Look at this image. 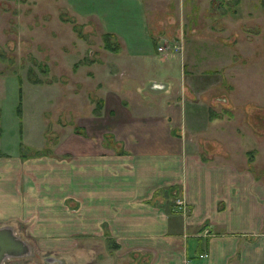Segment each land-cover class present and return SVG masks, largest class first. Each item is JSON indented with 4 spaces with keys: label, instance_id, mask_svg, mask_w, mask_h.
<instances>
[{
    "label": "crops",
    "instance_id": "crops-1",
    "mask_svg": "<svg viewBox=\"0 0 264 264\" xmlns=\"http://www.w3.org/2000/svg\"><path fill=\"white\" fill-rule=\"evenodd\" d=\"M112 1L140 4L105 0V8ZM144 1L148 9L175 10V0ZM101 31L120 35L128 47L118 28ZM183 35L177 27L174 39ZM143 40L151 53L150 39ZM166 40L153 44L156 51ZM131 48L128 56L148 54ZM99 65L100 94L69 131L62 121L54 151L0 155V225H23L42 249L60 253L61 264H264V187L236 157L217 153L216 136L224 133L210 128L216 116L192 94L194 72L183 64L190 79L179 87L147 83L151 92L170 89L164 103ZM122 72L137 79L142 67ZM187 85L191 97L182 93Z\"/></svg>",
    "mask_w": 264,
    "mask_h": 264
},
{
    "label": "rangeland",
    "instance_id": "rangeland-1",
    "mask_svg": "<svg viewBox=\"0 0 264 264\" xmlns=\"http://www.w3.org/2000/svg\"><path fill=\"white\" fill-rule=\"evenodd\" d=\"M137 1L140 4L112 1L105 8V0H0V155L19 151L29 155L36 148L42 149L41 154L54 151L62 139V121L68 122L69 131L79 117L87 115L89 100L100 94L94 88L101 75L96 71L100 63L128 82L137 83L146 91L144 95L164 103L170 89L151 92L147 83L149 86L157 81L166 83L167 88L179 87L190 79H185L186 72L183 77L184 64L197 79H193V96L201 99L204 111L216 116L210 128L220 134L223 130L224 137L215 139L217 153L236 157L233 162L250 169L264 187L260 0H239L235 4L237 12L219 0H175V10L172 6L148 9L144 0ZM109 26L125 36L127 48L123 50L124 41L115 34L112 39L119 42L118 50L104 47L101 30ZM179 26L184 33L179 49L156 51L153 44L159 38L160 42L163 38L174 39ZM143 36L151 41V53L139 44L145 43ZM130 46L148 54L128 56ZM121 49L123 52L117 54ZM118 56L119 62L112 59ZM126 65L141 66L139 78L122 72ZM92 70L96 71L94 75ZM90 74L93 78H88ZM84 79L86 86L84 81L83 87L74 86L73 80ZM188 86L181 90L191 97ZM104 139L108 142L107 137ZM11 226L29 242L32 253L5 258L2 264H61L60 253L42 249L40 239L30 235L23 225L14 222Z\"/></svg>",
    "mask_w": 264,
    "mask_h": 264
},
{
    "label": "water",
    "instance_id": "water-1",
    "mask_svg": "<svg viewBox=\"0 0 264 264\" xmlns=\"http://www.w3.org/2000/svg\"><path fill=\"white\" fill-rule=\"evenodd\" d=\"M31 253L29 242L17 234L11 224L0 225V264L5 258Z\"/></svg>",
    "mask_w": 264,
    "mask_h": 264
},
{
    "label": "trees",
    "instance_id": "trees-1",
    "mask_svg": "<svg viewBox=\"0 0 264 264\" xmlns=\"http://www.w3.org/2000/svg\"><path fill=\"white\" fill-rule=\"evenodd\" d=\"M219 2L220 4H222V2L227 3L232 12H237V7L235 6V4H238L239 0H219ZM113 37L114 36L112 32L106 31L103 33L104 47L111 50H118L119 42L117 40L112 39ZM35 81L40 80L34 79V82Z\"/></svg>",
    "mask_w": 264,
    "mask_h": 264
},
{
    "label": "built area",
    "instance_id": "built-area-1",
    "mask_svg": "<svg viewBox=\"0 0 264 264\" xmlns=\"http://www.w3.org/2000/svg\"><path fill=\"white\" fill-rule=\"evenodd\" d=\"M180 46H181L180 39L175 38V39L164 41L161 45L158 46V50H161V51L169 50L168 48H172V47L179 49ZM175 204L178 207L179 211H185L186 206H185L184 201L181 198L177 197L175 199Z\"/></svg>",
    "mask_w": 264,
    "mask_h": 264
},
{
    "label": "flooded vegetation",
    "instance_id": "flooded-vegetation-1",
    "mask_svg": "<svg viewBox=\"0 0 264 264\" xmlns=\"http://www.w3.org/2000/svg\"><path fill=\"white\" fill-rule=\"evenodd\" d=\"M151 86H152V88H157L156 86V84L154 83V84H150Z\"/></svg>",
    "mask_w": 264,
    "mask_h": 264
}]
</instances>
